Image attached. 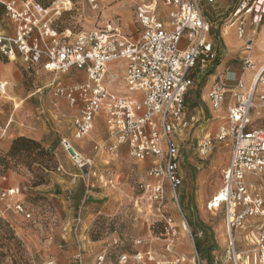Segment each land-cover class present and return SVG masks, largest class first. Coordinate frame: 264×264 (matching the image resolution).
Wrapping results in <instances>:
<instances>
[{
  "label": "rangeland",
  "instance_id": "rangeland-1",
  "mask_svg": "<svg viewBox=\"0 0 264 264\" xmlns=\"http://www.w3.org/2000/svg\"><path fill=\"white\" fill-rule=\"evenodd\" d=\"M37 1L49 9L60 42L74 40L79 33L100 27L115 17L121 19L126 31H137L133 12L136 0H103L97 8L89 0ZM237 2L219 0L214 3V8L210 7V13L207 6H203L205 14H209L208 20L212 21V17H215L212 28L217 25L215 29L218 33L230 24V11ZM228 5L229 10L222 13ZM217 9L220 11L216 12ZM0 27L9 31L13 28L4 16L2 6ZM216 42L220 47V39ZM257 49L254 46L253 50ZM252 60H255L254 56ZM0 69V78L9 83L7 91L0 92V176L8 174L11 184H19L23 188L14 201L20 198L33 214L27 220L7 210V218L14 224L13 227L7 219H0V264H46L49 261L69 264L66 259L68 252L77 255L73 258L77 259V264H94L100 253L106 254L113 264H119L123 254H128V264H142L135 254L145 250H151L154 255L150 261L152 264H179L176 258L181 259L180 264H235L228 254L225 209L211 211L206 207L208 199L195 201V194L199 196L201 189L213 191L219 182L220 190L223 170L232 154L229 140L215 139L211 155H202L198 151V130L202 124L213 121L210 115L212 107L202 99L201 83L191 86L184 98L186 123L190 124L178 139V172L182 183L177 188V198L170 185L165 184V215L173 220L172 225L176 230V234H173L168 232L165 218L150 205L147 185L155 179L149 175L148 169L153 159L135 158L130 155L127 145L115 152H98L95 145L106 146L111 141L107 127L105 133L97 128L82 140L84 151L97 156L95 171L93 169L89 176L83 177L69 162L60 141L62 137L72 134L73 112L68 109L70 105L62 104V98L57 101L49 84L53 78L62 84L81 83L85 80L84 73L75 68L59 75L45 71L40 73L34 67L27 69L21 58L10 61L2 56ZM117 69L112 77H106L111 80L109 83L106 80L107 85L113 89H116V79L123 78L120 66ZM209 70L199 73V76L206 78ZM8 74V77H4ZM255 99L251 117L255 125L264 126V114L253 117L257 102L259 110H264L263 101L258 96ZM198 111L200 120L192 122L190 116L198 114ZM218 116L219 123L213 130H203L212 138L221 125L229 123L224 110H220ZM99 126L103 127V124ZM19 136L39 140L46 149L51 150L49 170L43 173L39 162H28L25 157L27 152L18 154L14 159L5 158ZM217 152L223 153V161L217 164L216 169L210 170ZM42 174H46L44 181L40 179ZM251 178L254 186L264 188L263 176L253 175ZM0 205L4 206L5 202L0 201ZM261 221L262 218L251 216L244 227L236 232L237 250L242 256L243 252L254 247ZM180 237L190 248L189 257L182 254L176 244Z\"/></svg>",
  "mask_w": 264,
  "mask_h": 264
},
{
  "label": "built area",
  "instance_id": "built-area-1",
  "mask_svg": "<svg viewBox=\"0 0 264 264\" xmlns=\"http://www.w3.org/2000/svg\"><path fill=\"white\" fill-rule=\"evenodd\" d=\"M89 1L97 8L103 0ZM203 1L136 0L133 11L136 33L126 31L121 19L115 17L100 27L79 33L74 40L60 42L49 9L40 2L0 0L4 16L13 27L12 33L0 27V56L10 61L21 58L27 69L41 65L47 72L59 75L75 68L86 76L81 83L66 85L54 79L49 84L57 101L65 99L76 111L72 134L60 141L73 167L85 177L96 166L97 156L86 155L78 142L88 136L98 117H102L111 141L95 148L98 152H115L127 145L135 158L153 159L148 169L155 179L147 185L150 205L165 218L168 232L173 234H176L173 220L165 215V184L170 185L177 198V188L182 183L178 172V135L186 124L184 98L193 84L194 68L209 70L218 57L211 37L212 23L204 15ZM249 19L256 23L254 36L258 37L264 21V0H238L234 6L230 23L235 24L241 39L247 35ZM244 45L250 51L254 47L252 39ZM116 62L123 64L124 82L133 95L120 96L107 85L109 65ZM243 63L244 70L256 66L251 54H247ZM252 81L248 89L241 79L235 87L228 88L226 83L212 86L207 100L215 110L227 104L229 123L221 125L215 137L208 135L198 143L200 154L211 155L215 139L231 141L232 154L223 170V184L206 207L211 211L225 209L228 254L235 264H264V188L249 180L250 174L264 177V126L255 125L251 117L256 96L264 104V63L255 70ZM7 88L8 82L0 78V92ZM2 176L7 178L6 174ZM22 189L20 185L0 189V201L5 202L0 205V219H7L12 227L7 210L27 220L33 216L20 198L14 201ZM251 216L262 221L254 247L242 256L237 250L235 232ZM135 258L149 264L154 255L147 250L138 252ZM128 259V254H123L118 263L128 264ZM176 262L180 264L181 259ZM94 264L113 263L100 253Z\"/></svg>",
  "mask_w": 264,
  "mask_h": 264
},
{
  "label": "crops",
  "instance_id": "crops-1",
  "mask_svg": "<svg viewBox=\"0 0 264 264\" xmlns=\"http://www.w3.org/2000/svg\"><path fill=\"white\" fill-rule=\"evenodd\" d=\"M218 1L219 0H215L214 2L208 3L205 0V1H203V6L206 5L207 6V10L210 13V10H209L210 7L214 8L215 7L214 3H217ZM204 2H205V4H204ZM228 7H229V5L225 9H223L222 13L227 12L229 10ZM233 8L230 11V16H231V13L233 11ZM218 11H220V10L217 9L216 12H218ZM204 15L206 16V18H207V16H209V14L208 15L205 14V11H204ZM218 15H220V13ZM209 21H211V20H209ZM215 22H216L215 21V17H212V21H211L212 25ZM214 27L218 28L217 25H214ZM247 27H248L247 35L244 37V39L239 38L238 32H237V28H236L235 24H231V23L228 24V26H226L225 29H221L220 30V33H218V31L215 28H212V31L214 30V33H212V31H211V37L213 39L214 46H216V48L218 50L217 60L214 62V65L211 67L212 69L210 68L211 69V70H209L210 73L206 76V78H204L202 76H199V73L207 71V70H205V71L202 70L199 66L195 67L193 72H192V74H191L192 82H193V84L191 86H193L194 84L197 85V82H199V84L201 83V85H202L201 89L203 91L202 92L203 93L202 99L205 100V102L208 105H210V103H209V100H207V96L206 95H207V92L212 88V86L215 83H226L228 88H230V87H235L237 85V83H238V80L241 79L242 81H244L246 83V88L248 89V87L253 82L252 80H253V76L255 74V70L258 68L259 65H262L264 63V21L259 26V30H260L259 37H255L254 36L255 30L257 29V25H256V23L252 22V19H249ZM7 31L9 33H12L13 32V28H12V31H9V30H7ZM133 31L134 30L129 29L128 32H133ZM256 38H257V40L254 41ZM218 39H220V42H219L220 43V47L218 46V44L216 42V40L218 41ZM251 39L253 41V46L258 48L257 51H255L253 49L251 51L250 50H246V47H245L244 44L247 42V40H251ZM241 41H243V43ZM247 54H251L252 57L254 56L255 57L254 61L257 64H256L255 68H247V70H244L245 63H243V59L247 56ZM117 66H120V70L124 74V66H123V64L121 62H116V63H112V64L109 65V67H110L109 68V72L111 71V74H110L111 77L114 74V72H116L118 70ZM111 67H112V69H111ZM34 68H36L38 70V72H40V73L42 71L47 72L44 68H42L41 65L35 66ZM113 68H114V70H113ZM250 70H253L254 72H250ZM47 73H49V72H47ZM81 73H83V72H81ZM8 76H9V74L7 76H4V77H8ZM1 79L7 81L6 79H3V78H1ZM52 80H54V78ZM85 80H86V76H85ZM108 80L111 81L110 79H108ZM114 84H115V88L117 90L113 89L112 87H110L114 93H116V94H118L120 96L133 95V94H131L129 92L128 89H126L127 87L125 88L126 84L125 85L123 84V78L121 80L118 77ZM8 85H9V83H8ZM119 91H121V92L125 91L126 93L121 94ZM229 97L230 96H227L228 100H229ZM64 103H67V101L65 99L62 100V104L64 106H66V104H64ZM60 104H61V102H60ZM67 104H68V106L70 105L69 103H67ZM259 107H260L259 103L257 102L256 103V110H254V112H253V117H255V118H258L260 115L264 114V110H259ZM68 109L71 112H73L72 113V118H73L74 113L76 111L73 109L72 106H71V108H68ZM221 110H224V112L226 113V116H227V104H225L224 107ZM218 112H220V110L212 109L210 115L212 116L211 118H212L213 121L211 123H208V124H202L203 126L198 130L197 136H199V139H200L199 142L201 140H203L206 136H208V133H206V132L204 133V131H203L204 129H208V131L209 130H213V128L218 125V123H219ZM184 118H185V116H184ZM190 118H191L192 122L199 121L200 118H201V114L198 111V114L192 115V116H190ZM203 119H205V118H203ZM96 121H97V126H96L95 129L100 128L102 133H105L106 125H105V121L103 120V118L102 117H98V119ZM72 123H73V121H72ZM101 123L103 124V127L99 126V124H101ZM189 124L190 123H186L185 124L184 131L180 135H182L185 132V130L188 129L187 127L189 126ZM71 133H72V125L70 127V134ZM102 133H99V134H102ZM178 139H179V137H178ZM78 145L83 150V152L86 153V151H84V149L82 148V141L78 142ZM86 155H88V154L86 153ZM230 159H231V157H230ZM68 160L72 164V162L70 161L69 158H68ZM220 161H223V153L217 152L215 154V157H214L213 161L211 162V164L209 166V169L210 170L216 169L217 168V164ZM229 163H230V160H229ZM229 163H228V165H229ZM251 176H253V175H251V174L249 175V180L252 179ZM0 177H2V181L0 183V189L8 188V187H17L19 185V184L18 185L11 184L10 183V176L8 174H6L7 178H4L3 176H0ZM201 179L203 180V178H201ZM215 186H216V188L213 191L209 192V190L205 191L204 189H201L200 193H199V196L197 194H195L196 203H197L198 199L202 200V201H203V199L204 200L211 199L219 191L218 187L220 186V183L217 182V185H215ZM208 200H207V202H208ZM166 210H167V208H166ZM10 223H12V222L10 221ZM191 223H192V221H191ZM12 225H14V224L12 223ZM237 231H238V229L236 230V232ZM236 232H235V234H236ZM177 240L178 241H177L176 244L178 245V247L182 251V254H185L187 257H189L190 248L186 244L185 239L180 237ZM145 251H147V250H145ZM149 251H151V250H149ZM69 253L70 252H68L66 254V256H67L66 259L69 261V264H73V263L77 264V259L76 260L73 259L77 255H75V254L72 255L71 253L70 254ZM186 261H187V259H186ZM66 264H68V263H66ZM149 264H152V262L149 261Z\"/></svg>",
  "mask_w": 264,
  "mask_h": 264
},
{
  "label": "trees",
  "instance_id": "trees-1",
  "mask_svg": "<svg viewBox=\"0 0 264 264\" xmlns=\"http://www.w3.org/2000/svg\"><path fill=\"white\" fill-rule=\"evenodd\" d=\"M50 151L51 150L46 149L43 143L39 140L19 136L14 140L11 150L5 155V158L14 159L18 154L20 155L22 152H27L28 154L25 155V157L28 158V162H39L43 167L41 170L44 173L45 170H49L51 167ZM40 179L41 181H44L46 179V174L40 175ZM189 224L192 225L191 220H189Z\"/></svg>",
  "mask_w": 264,
  "mask_h": 264
},
{
  "label": "bare ground",
  "instance_id": "bare-ground-1",
  "mask_svg": "<svg viewBox=\"0 0 264 264\" xmlns=\"http://www.w3.org/2000/svg\"><path fill=\"white\" fill-rule=\"evenodd\" d=\"M250 72H254L253 70H250ZM110 74H111V71L108 73V75H107V78H108V76H110ZM107 78H106V80H107ZM107 82L109 83V82H111V81H109V80H107ZM123 84L125 85V83H124V78H123ZM125 88H126V85H125ZM127 89V88H126ZM7 90V89H6ZM6 90H5V92H6ZM95 128H96V126H95ZM94 128V129H95ZM93 129V130H94ZM183 226L185 227V228H187V226H185V223H183ZM185 257V256H184Z\"/></svg>",
  "mask_w": 264,
  "mask_h": 264
}]
</instances>
